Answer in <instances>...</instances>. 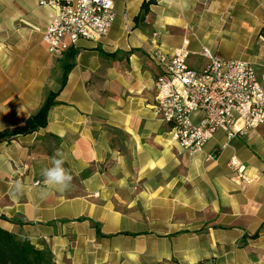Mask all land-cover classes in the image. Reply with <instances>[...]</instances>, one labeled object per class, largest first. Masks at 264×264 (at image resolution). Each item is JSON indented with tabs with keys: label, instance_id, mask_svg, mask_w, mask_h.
Instances as JSON below:
<instances>
[{
	"label": "crops",
	"instance_id": "crops-1",
	"mask_svg": "<svg viewBox=\"0 0 264 264\" xmlns=\"http://www.w3.org/2000/svg\"><path fill=\"white\" fill-rule=\"evenodd\" d=\"M147 1L113 0L105 36L52 54L55 9L0 0V227L48 247L54 264H264V124L218 129L189 155L157 112L152 55L183 47L201 69L208 48L264 76V0H156L140 19ZM70 64L46 126L7 134ZM57 150L74 187L45 192Z\"/></svg>",
	"mask_w": 264,
	"mask_h": 264
},
{
	"label": "built area",
	"instance_id": "built-area-1",
	"mask_svg": "<svg viewBox=\"0 0 264 264\" xmlns=\"http://www.w3.org/2000/svg\"><path fill=\"white\" fill-rule=\"evenodd\" d=\"M55 13L43 31L47 50L59 54L78 39L105 36L115 18L113 0H38ZM183 47L171 55L154 51L161 70L155 80L156 108L176 144L189 155L202 151L221 129L227 137L264 124V76L244 60L226 59L203 48L201 69L189 67ZM202 116L193 120V113Z\"/></svg>",
	"mask_w": 264,
	"mask_h": 264
},
{
	"label": "trees",
	"instance_id": "trees-1",
	"mask_svg": "<svg viewBox=\"0 0 264 264\" xmlns=\"http://www.w3.org/2000/svg\"><path fill=\"white\" fill-rule=\"evenodd\" d=\"M155 2L156 0L144 2L138 17L141 19L148 12L149 5ZM261 34L264 35V27L261 29ZM71 66V64L63 66L59 89L48 92L40 107L26 119L25 123L13 131L7 132V134H27L46 126L48 112L57 103L55 97L64 86ZM1 135H5V133ZM97 233L100 235L99 230H97ZM206 261L207 259L196 264H205ZM0 264H54V260L53 254L48 247L38 248L28 238L19 237L15 233L0 227Z\"/></svg>",
	"mask_w": 264,
	"mask_h": 264
},
{
	"label": "clouds",
	"instance_id": "clouds-1",
	"mask_svg": "<svg viewBox=\"0 0 264 264\" xmlns=\"http://www.w3.org/2000/svg\"><path fill=\"white\" fill-rule=\"evenodd\" d=\"M186 6V4H185ZM65 159L59 150L52 157V166L42 170L44 191L56 190L66 192L71 190L73 185V175L69 169L64 167ZM16 193H21L23 186L17 182L14 186Z\"/></svg>",
	"mask_w": 264,
	"mask_h": 264
}]
</instances>
